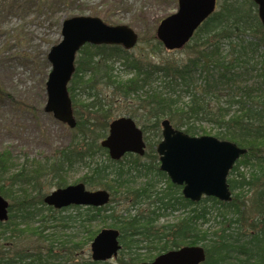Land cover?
Here are the masks:
<instances>
[{"label": "trees", "instance_id": "16d2710c", "mask_svg": "<svg viewBox=\"0 0 264 264\" xmlns=\"http://www.w3.org/2000/svg\"><path fill=\"white\" fill-rule=\"evenodd\" d=\"M149 46L150 52L134 54L120 45H83L67 87L76 119L67 146L43 162L21 164L0 150V194L9 201L8 218L0 221V264H111L79 258L104 227L119 231L115 264H140L186 245L204 248L199 264H264V28L256 4L223 0L196 29L181 60H154L163 46L156 38ZM115 102L143 121L149 151L142 156L128 152L112 160L100 145L118 117ZM163 118L189 135L246 148L227 176L229 201L203 196L192 202L154 164ZM75 165L85 168L75 182L106 189L109 201L70 205L72 212L58 215L43 201L46 187L67 185ZM159 182L165 186L157 188ZM116 202L127 206L118 212ZM174 212H180L175 220L160 222ZM35 218L37 227H21ZM24 233L42 238L43 250L11 248Z\"/></svg>", "mask_w": 264, "mask_h": 264}, {"label": "water", "instance_id": "95a60500", "mask_svg": "<svg viewBox=\"0 0 264 264\" xmlns=\"http://www.w3.org/2000/svg\"><path fill=\"white\" fill-rule=\"evenodd\" d=\"M264 28V0H252ZM217 0H177V9L163 17L156 27V38L166 50L184 47L199 25L215 11ZM62 39L47 54L51 64L45 82L46 102L44 111L75 127L72 101L67 89L74 72L75 56L86 43L93 45H120L132 49L138 42V34L128 25H108L99 17L77 15L66 18L61 27ZM161 140L156 145L159 169L166 173L171 183L182 186L183 197L197 202L204 196L221 201L231 199L227 176L236 160L246 153V148L235 142L213 135H189L174 128L167 118L160 122ZM112 160L125 153L143 155L145 141L143 131L129 116L112 119L107 135L100 140ZM110 198L106 189L90 190L82 182L68 184L50 191L43 198L55 208L75 205H105ZM8 200L0 194V221L8 218ZM119 231L113 227L102 228L93 238L91 257L106 260L117 255L121 247ZM205 259L201 245H186L170 249L140 264H199Z\"/></svg>", "mask_w": 264, "mask_h": 264}, {"label": "rangeland", "instance_id": "374dc122", "mask_svg": "<svg viewBox=\"0 0 264 264\" xmlns=\"http://www.w3.org/2000/svg\"><path fill=\"white\" fill-rule=\"evenodd\" d=\"M222 1L218 0L216 10ZM176 9L177 0H0V150L8 149L17 164L24 160L43 162L70 141L72 132L67 124L44 111L47 98L45 82L51 69L47 54L62 39L64 19L86 15L99 17L108 25H128L140 39L133 49V53L137 54L142 50L151 51L150 41L156 38L159 21ZM153 55L154 60H181L186 57L187 50L185 46L175 50L162 47ZM118 70L122 72V68ZM113 112L117 116L126 115L121 112L117 102L114 103ZM136 123L140 128L143 125L142 120ZM158 132L161 136V127ZM146 151H149L148 146ZM149 160L150 157L142 158V162L148 163ZM154 164L159 167L158 159ZM84 172V167L75 165L68 174V184L77 183L75 180ZM156 186L164 187L165 183L159 182ZM54 188L46 187V192ZM86 188L92 190L101 187ZM113 206L119 212L127 204L116 202ZM42 211L48 212L45 209ZM72 211L69 209L57 214ZM179 213L164 216L160 222H171ZM38 221L39 218H35L28 225L21 224V227L35 228L39 225ZM50 230L46 229L45 232ZM9 245L11 248L35 250L45 247V242L36 235L24 233L22 238L10 241ZM79 258H90V243L85 245ZM109 263L115 264L114 259H110Z\"/></svg>", "mask_w": 264, "mask_h": 264}, {"label": "flooded vegetation", "instance_id": "af4514ba", "mask_svg": "<svg viewBox=\"0 0 264 264\" xmlns=\"http://www.w3.org/2000/svg\"><path fill=\"white\" fill-rule=\"evenodd\" d=\"M180 187V186H179ZM181 189H182V187H181ZM50 207H52L53 209H55V210H59V212H64V211H68L69 210V208H67L68 206H65V207H61V208H55V207H53V206H50ZM65 214H67V213H65ZM48 229H50V228H48ZM118 241H119V235H118ZM43 250V249H42ZM91 250V249H90ZM119 250H120V248H119ZM90 253H91V251H90ZM118 254V253H117ZM116 257V256H115ZM115 257H113V258H111L112 260L113 259H115ZM105 261H109V260H105Z\"/></svg>", "mask_w": 264, "mask_h": 264}]
</instances>
